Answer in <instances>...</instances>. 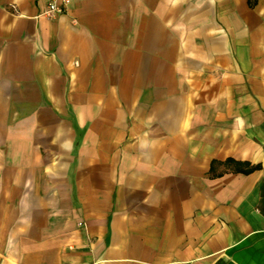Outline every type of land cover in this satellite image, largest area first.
Listing matches in <instances>:
<instances>
[{
	"label": "crops",
	"instance_id": "crops-1",
	"mask_svg": "<svg viewBox=\"0 0 264 264\" xmlns=\"http://www.w3.org/2000/svg\"><path fill=\"white\" fill-rule=\"evenodd\" d=\"M0 0V264H264V0Z\"/></svg>",
	"mask_w": 264,
	"mask_h": 264
},
{
	"label": "built area",
	"instance_id": "built-area-1",
	"mask_svg": "<svg viewBox=\"0 0 264 264\" xmlns=\"http://www.w3.org/2000/svg\"><path fill=\"white\" fill-rule=\"evenodd\" d=\"M74 0H46V8L43 12L48 17H57L66 8H68Z\"/></svg>",
	"mask_w": 264,
	"mask_h": 264
}]
</instances>
